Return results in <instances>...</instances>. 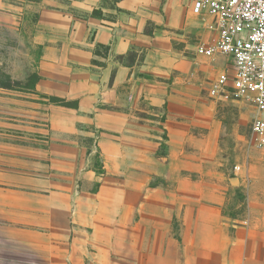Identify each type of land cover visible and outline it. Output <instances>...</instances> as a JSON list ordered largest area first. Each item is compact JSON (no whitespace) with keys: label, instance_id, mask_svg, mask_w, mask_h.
<instances>
[{"label":"crops","instance_id":"0c3cea01","mask_svg":"<svg viewBox=\"0 0 264 264\" xmlns=\"http://www.w3.org/2000/svg\"><path fill=\"white\" fill-rule=\"evenodd\" d=\"M25 9L35 16L31 39L40 49L34 93L76 108L48 103L42 112L32 109V147L0 139V247L39 250L45 243L68 257L86 252L92 264H264V151L236 179L246 201L242 216L226 214L225 197L218 194L170 213L180 220L176 236L153 235L152 193L145 191L149 174L143 171L144 232L137 235L140 208L118 197L126 189L114 177L128 171L117 139L128 125L106 110L107 97L124 106L142 100L160 108L171 87L193 73L197 47L213 34L190 3L0 0V12ZM98 46L109 47L107 58L98 59L103 67L93 65ZM95 155L103 173L93 169Z\"/></svg>","mask_w":264,"mask_h":264},{"label":"rangeland","instance_id":"374dc122","mask_svg":"<svg viewBox=\"0 0 264 264\" xmlns=\"http://www.w3.org/2000/svg\"><path fill=\"white\" fill-rule=\"evenodd\" d=\"M34 20L26 9L19 14L0 12V139L26 148L32 147L35 136L30 124V116L35 115L30 111L36 108L42 112L50 103L34 93L40 55L31 39ZM218 56L220 59L200 56L193 73L171 87V94L160 108L142 100L124 106L107 97L110 101L105 104L106 110L120 117L119 124L128 125L117 139L128 173L114 179L126 189H120L119 199L140 208L134 216L137 235L144 232V190H139L143 183L139 173L143 171L149 174L145 191L152 193L153 235L176 236L180 220L170 213L188 203L207 204L218 194L225 197L226 214L242 216L246 209L245 195L236 179L244 174L250 161L259 163L264 146L257 147L253 139V107L232 90L213 92L219 74L233 68L230 59ZM15 107L23 109L16 111ZM16 118L24 121L18 127L11 123ZM122 161L119 165L123 166ZM92 165L97 173L104 172L100 155L99 159L93 156ZM154 253L159 257V243L153 242ZM54 254L57 256L52 257ZM78 256L68 257L62 248L51 252L45 243L39 250L10 243L0 247V264H92L86 252L79 251Z\"/></svg>","mask_w":264,"mask_h":264},{"label":"built area","instance_id":"2783aa9c","mask_svg":"<svg viewBox=\"0 0 264 264\" xmlns=\"http://www.w3.org/2000/svg\"><path fill=\"white\" fill-rule=\"evenodd\" d=\"M191 11L213 34L201 43L200 56L221 55L232 62L213 85L216 94L232 90L253 107L252 135L264 146V0H187ZM240 170V167H236Z\"/></svg>","mask_w":264,"mask_h":264},{"label":"trees","instance_id":"16d2710c","mask_svg":"<svg viewBox=\"0 0 264 264\" xmlns=\"http://www.w3.org/2000/svg\"><path fill=\"white\" fill-rule=\"evenodd\" d=\"M93 15H97L96 12H93ZM109 52V47H105V46H98L97 49L94 52L95 57L97 58V60H93V65L95 66H102L103 64L98 62V59H106L107 55ZM36 79H38V77L36 76ZM2 88H6L8 89V86H4L1 85ZM49 102L51 104L57 105V106H61V107H65V108H72L75 109L76 108V103L75 102H66L63 99H58V98H54V97H50L48 98Z\"/></svg>","mask_w":264,"mask_h":264}]
</instances>
